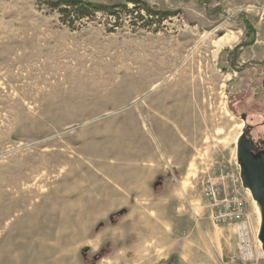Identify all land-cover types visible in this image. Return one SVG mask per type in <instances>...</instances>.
I'll use <instances>...</instances> for the list:
<instances>
[{
	"label": "rangeland",
	"instance_id": "rangeland-1",
	"mask_svg": "<svg viewBox=\"0 0 264 264\" xmlns=\"http://www.w3.org/2000/svg\"><path fill=\"white\" fill-rule=\"evenodd\" d=\"M47 1L0 0V264H222L234 227L213 220L203 188L239 176L242 107L264 105V0H145L173 12L160 27L103 13L69 26ZM245 19L256 40L233 54ZM183 46L189 100L163 94L166 80L131 94L143 59ZM240 191L257 238V206ZM151 225L171 228L180 257L158 259Z\"/></svg>",
	"mask_w": 264,
	"mask_h": 264
},
{
	"label": "trees",
	"instance_id": "trees-1",
	"mask_svg": "<svg viewBox=\"0 0 264 264\" xmlns=\"http://www.w3.org/2000/svg\"><path fill=\"white\" fill-rule=\"evenodd\" d=\"M134 4L132 8H128L127 2H116V3H98V2H91L86 0H49L47 4L53 9L57 10L62 20L68 24L69 26H73L76 21L92 18L98 13H103V15L112 18L113 24H118L121 19H123V14H129L131 16V21L133 23L141 22L143 26L150 27L155 25L160 27L165 21L170 19L173 15V12L159 9L151 4H149L145 0H130ZM244 24L246 27V40L236 46V49L233 50V54L235 52L240 51L243 47L250 46L254 44L256 40V29L253 23L247 19L244 20ZM233 61V59H232ZM244 69V68H242ZM158 177H162L159 175ZM158 178L154 185L155 187L159 184ZM163 192V190L161 191ZM159 192V193H161ZM128 208H122L109 216L108 220L105 222H100L97 227H101L105 225L106 221L112 224H115L120 218H122L127 212ZM111 246V244L108 243ZM104 244L97 254L98 258L104 256L107 252V248Z\"/></svg>",
	"mask_w": 264,
	"mask_h": 264
},
{
	"label": "built area",
	"instance_id": "built-area-1",
	"mask_svg": "<svg viewBox=\"0 0 264 264\" xmlns=\"http://www.w3.org/2000/svg\"><path fill=\"white\" fill-rule=\"evenodd\" d=\"M240 175L228 186L207 182L203 194L213 220L234 227L235 250L222 259V264H264V253L259 240L254 236L245 202L241 196Z\"/></svg>",
	"mask_w": 264,
	"mask_h": 264
},
{
	"label": "bare ground",
	"instance_id": "bare-ground-1",
	"mask_svg": "<svg viewBox=\"0 0 264 264\" xmlns=\"http://www.w3.org/2000/svg\"><path fill=\"white\" fill-rule=\"evenodd\" d=\"M184 49L185 48L183 46L176 51L169 52V53L166 52L164 56H154L151 59L150 58L143 59L140 62L142 64L138 66L137 69H135L137 70L134 73L136 85H135V90H133L131 94H133V96H140V93L145 88L149 87L150 90L156 89L161 85V82L166 80L167 83L165 82L166 84L163 86V91H165L166 93L165 92L163 93L162 91L163 94L168 95V97L170 96V98L171 96H177L180 99L189 100L190 94L193 92V91L191 92V90H194V91L196 90L197 81H194L196 78L192 80V68H191L193 64L192 59L191 58L189 59L188 57L187 59L184 56L183 54ZM182 61H185V62H183V64L180 65ZM130 74L131 72H129L128 75ZM91 91H92V94L94 93V95H100L102 93H105L106 92L105 83L95 84L94 86H92ZM148 108H150V106ZM97 161H100V160H97ZM39 168L41 167H39V165L38 166L36 165L33 168L32 172H37ZM92 190H94V187Z\"/></svg>",
	"mask_w": 264,
	"mask_h": 264
},
{
	"label": "water",
	"instance_id": "water-1",
	"mask_svg": "<svg viewBox=\"0 0 264 264\" xmlns=\"http://www.w3.org/2000/svg\"><path fill=\"white\" fill-rule=\"evenodd\" d=\"M237 154L242 164L241 177L243 186L250 191L252 199L257 206L259 217L257 239L264 253V157L259 160L254 159L250 146L244 147L242 141L238 143ZM245 168H247L246 171Z\"/></svg>",
	"mask_w": 264,
	"mask_h": 264
},
{
	"label": "flooded vegetation",
	"instance_id": "flooded-vegetation-1",
	"mask_svg": "<svg viewBox=\"0 0 264 264\" xmlns=\"http://www.w3.org/2000/svg\"><path fill=\"white\" fill-rule=\"evenodd\" d=\"M252 87L253 84L251 85ZM261 90L264 93V79L261 83H257L255 91ZM242 110L241 118L244 121L243 131L239 141L243 142V146H250L251 154L254 159L264 157V105H253L250 110L245 106ZM251 144V145H250ZM239 162V175H241L242 164ZM247 168H245L246 171Z\"/></svg>",
	"mask_w": 264,
	"mask_h": 264
},
{
	"label": "crops",
	"instance_id": "crops-1",
	"mask_svg": "<svg viewBox=\"0 0 264 264\" xmlns=\"http://www.w3.org/2000/svg\"><path fill=\"white\" fill-rule=\"evenodd\" d=\"M251 223L252 224L254 223L253 220H252ZM148 232H149L148 236H149L151 241L155 237H158L157 238L158 245H155V246H157V248H159L161 250L160 255L158 256V259L163 258L165 255H169V257H170V255H173V254L178 255L179 254L178 253V246L176 245V242H174L173 244L171 243V236H173L174 232H172L170 227L165 226L162 229V231H159L157 229L155 230L153 228V226L151 225L150 229L148 230ZM161 232H163V235H160ZM205 247L206 248H205V255H204L205 257L204 258L208 257V255H209L208 246H205ZM185 253H186V251L184 250L182 252V254H181L182 262H183V260H188L190 262H192V261L197 262V259L200 257V254H199V252L197 250H195L191 254H186L185 255ZM179 257H180V254H179Z\"/></svg>",
	"mask_w": 264,
	"mask_h": 264
}]
</instances>
